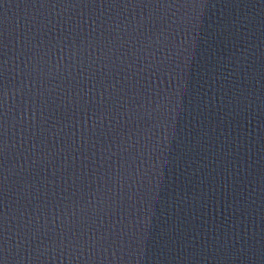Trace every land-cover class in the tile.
Listing matches in <instances>:
<instances>
[{"label": "water", "instance_id": "1", "mask_svg": "<svg viewBox=\"0 0 264 264\" xmlns=\"http://www.w3.org/2000/svg\"><path fill=\"white\" fill-rule=\"evenodd\" d=\"M157 74L264 175V0H49Z\"/></svg>", "mask_w": 264, "mask_h": 264}]
</instances>
